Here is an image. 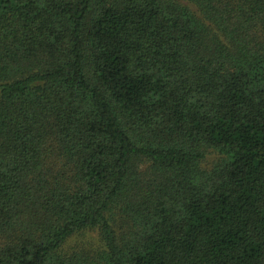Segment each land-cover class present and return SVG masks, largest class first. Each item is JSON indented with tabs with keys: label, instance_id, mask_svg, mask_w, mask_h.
Instances as JSON below:
<instances>
[{
	"label": "trees",
	"instance_id": "16d2710c",
	"mask_svg": "<svg viewBox=\"0 0 264 264\" xmlns=\"http://www.w3.org/2000/svg\"><path fill=\"white\" fill-rule=\"evenodd\" d=\"M0 264H264V0H0Z\"/></svg>",
	"mask_w": 264,
	"mask_h": 264
}]
</instances>
